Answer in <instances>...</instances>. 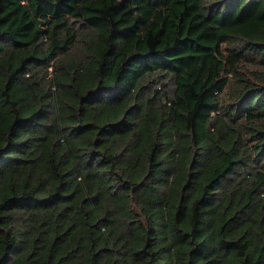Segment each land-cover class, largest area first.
I'll use <instances>...</instances> for the list:
<instances>
[{"label": "trees", "instance_id": "trees-1", "mask_svg": "<svg viewBox=\"0 0 264 264\" xmlns=\"http://www.w3.org/2000/svg\"><path fill=\"white\" fill-rule=\"evenodd\" d=\"M0 264H264V0H0Z\"/></svg>", "mask_w": 264, "mask_h": 264}, {"label": "rangeland", "instance_id": "rangeland-1", "mask_svg": "<svg viewBox=\"0 0 264 264\" xmlns=\"http://www.w3.org/2000/svg\"><path fill=\"white\" fill-rule=\"evenodd\" d=\"M121 1H124V0H121ZM249 66H251V62H248ZM256 65V64H255Z\"/></svg>", "mask_w": 264, "mask_h": 264}]
</instances>
